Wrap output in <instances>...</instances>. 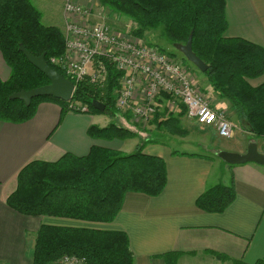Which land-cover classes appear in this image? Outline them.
Returning a JSON list of instances; mask_svg holds the SVG:
<instances>
[{
    "label": "trees",
    "instance_id": "16d2710c",
    "mask_svg": "<svg viewBox=\"0 0 264 264\" xmlns=\"http://www.w3.org/2000/svg\"><path fill=\"white\" fill-rule=\"evenodd\" d=\"M100 2L102 8L128 18L133 25L131 33L140 37L147 32H159L173 45L186 43L193 31V49L209 65L205 72L208 82L234 105L237 116L253 136L251 140L256 143L264 140V81L257 85L252 83L264 75V46L228 34L227 0ZM21 43L35 55L45 53L48 63L64 74L51 60L65 51L63 30L43 23L42 14L32 0H0V50L11 68L9 78H0V120L27 121L35 116L43 101L59 103L63 113L71 111L69 101L54 96L34 97L30 105L21 99H10L15 92L50 83L47 75L19 49ZM154 46L177 58L165 47ZM183 58L187 60L184 55ZM106 64L108 80L104 86L89 80L77 85L73 99L87 105L85 112H119L116 100L122 72L109 61ZM172 97L166 92L160 94L158 107H165L157 111L152 122L158 129L164 127L173 134L185 133L187 129H184L182 118L187 115V107L179 102L177 110H169L166 103ZM95 99L106 104L104 111L93 105ZM123 113L131 120L129 111ZM88 132L94 138L105 140L137 135L135 130L116 122L106 126L92 124ZM155 141L157 139L147 138L132 152L95 144L85 155L66 152L56 161L33 160L20 170L17 188L7 203L25 215L111 223L119 214L127 193L158 196L165 190L168 181L166 160L145 152V147ZM177 152L175 149L174 153ZM236 195L234 179L228 184L216 183L198 197L197 205L208 212H223ZM65 254L85 257V264H135V254L125 230L86 224L43 223L36 236L33 264H53ZM172 254H163L167 264L175 263L171 260ZM256 264H264V260Z\"/></svg>",
    "mask_w": 264,
    "mask_h": 264
},
{
    "label": "crops",
    "instance_id": "0c3cea01",
    "mask_svg": "<svg viewBox=\"0 0 264 264\" xmlns=\"http://www.w3.org/2000/svg\"><path fill=\"white\" fill-rule=\"evenodd\" d=\"M65 1L32 0L43 23L62 30ZM73 1L93 12L102 8L100 0ZM226 15L230 36L264 46V0H227ZM10 75L11 68L0 50V78ZM263 81L264 75L252 83ZM206 94L215 107L243 125L228 99L214 89L211 95ZM119 114L127 118L123 112ZM109 123L105 116L94 113H63L62 106L55 101L41 102L35 116L27 121L0 120V264H33L36 236L43 223L125 230L135 264H167L163 254L168 252H173L174 264H256L264 260V166L254 162L231 165L219 156L191 155L196 152L190 151L174 153L170 145L155 141L145 147V152L166 160L165 190L158 196L127 193L111 223L25 215L7 203L17 188L20 170L33 160L56 161L66 152L85 155L95 144L135 150L138 142L127 145L130 138L105 140L88 132L92 124ZM243 129L253 137L244 125ZM247 148L248 145L241 144L223 150L244 153ZM232 179L237 195L225 211L208 212L197 205L198 197L208 186L228 184Z\"/></svg>",
    "mask_w": 264,
    "mask_h": 264
},
{
    "label": "built area",
    "instance_id": "2783aa9c",
    "mask_svg": "<svg viewBox=\"0 0 264 264\" xmlns=\"http://www.w3.org/2000/svg\"><path fill=\"white\" fill-rule=\"evenodd\" d=\"M64 16L65 51L51 60L72 80L75 90L84 80L104 86L108 80L106 61H109L122 72L116 106L129 111L136 123L147 126L159 110L160 94L166 92L173 95L169 109L177 108L178 101L183 102L188 117L201 125L215 126L221 137L232 136L235 124L228 113L212 105L196 74L182 60L131 32L116 30L106 20H94L90 7L73 0L65 1ZM69 109L85 112L88 107L72 99ZM85 263V257L65 254L53 264Z\"/></svg>",
    "mask_w": 264,
    "mask_h": 264
},
{
    "label": "rangeland",
    "instance_id": "374dc122",
    "mask_svg": "<svg viewBox=\"0 0 264 264\" xmlns=\"http://www.w3.org/2000/svg\"><path fill=\"white\" fill-rule=\"evenodd\" d=\"M94 20H106L113 28L123 32H131L132 23L131 21L126 18L125 16L112 13L109 8H101L97 11L93 12ZM137 36V35H135ZM139 37L142 41L146 43H152L153 45H159L160 47H165L169 52H173L177 55V58L184 61L196 74V80L201 86L202 90L206 93L208 92L209 95L213 93V87L208 82L207 76L205 72H202L198 67H196L192 62L189 60H184L182 53L177 51L175 47L170 44L165 38L161 37L159 32H147L144 37ZM171 100H168L170 102ZM180 101H178L179 103ZM213 104V103H212ZM162 108L159 110L164 109V105H161ZM217 108V107H216ZM177 108L169 109V110H177ZM219 109V108H218ZM116 113L111 112H102L96 113L97 116H105L107 120L111 122H116L120 125L126 126L131 128L137 132V135L133 138H130L128 144H135L141 143L143 140L147 138H155L160 143H165L170 145L174 150H178L179 152L182 151H190L196 152L199 154H203L206 156L209 155H218L219 151L225 148L235 147L237 145H248L251 142H255L251 140V136L246 133L243 129V125L236 121V118H232L229 116V119L235 124V128L233 134L230 138L221 137L215 126L204 124H199L195 119L188 117L187 115L182 118V123L184 129H187L185 133H171L167 128L158 129L157 125L152 122V119L147 124L146 127L135 125V121L129 118H122L119 112H124L119 110L115 111ZM119 118V119H118ZM121 119V120H120ZM236 123H235V122ZM251 141V142H250ZM259 146V150L264 152V140H260L257 143ZM113 145H116L115 143ZM126 152H132L134 150H130L131 148H127L126 146L123 147ZM232 151V150H231ZM235 152V151H233ZM219 158V157H216Z\"/></svg>",
    "mask_w": 264,
    "mask_h": 264
},
{
    "label": "water",
    "instance_id": "95a60500",
    "mask_svg": "<svg viewBox=\"0 0 264 264\" xmlns=\"http://www.w3.org/2000/svg\"><path fill=\"white\" fill-rule=\"evenodd\" d=\"M173 46L202 72L208 70L209 65L200 58L193 49V31L190 33L186 43H174ZM19 49L34 66L47 75L50 83L29 90L15 92L10 96V99H21L26 105H30L32 99L38 96H54L63 101H70L73 99L75 91L74 83L70 78L48 63L45 53L35 55L23 43L20 44ZM93 105L101 111H104L106 108V104L98 99L93 100ZM218 156L231 165L254 162L264 166V152L259 150L256 142H251L247 151L244 153L221 150Z\"/></svg>",
    "mask_w": 264,
    "mask_h": 264
}]
</instances>
